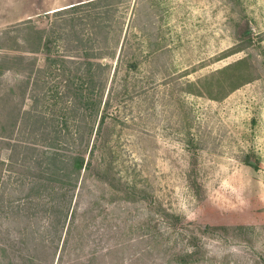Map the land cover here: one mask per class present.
I'll return each mask as SVG.
<instances>
[{"label": "rangeland", "instance_id": "rangeland-1", "mask_svg": "<svg viewBox=\"0 0 264 264\" xmlns=\"http://www.w3.org/2000/svg\"><path fill=\"white\" fill-rule=\"evenodd\" d=\"M98 1L0 0V56L67 60L48 67L46 102L25 107L71 145L107 111L67 199L38 183L35 160L58 140L22 132L41 150L13 170L0 141V264H264V0ZM86 59L101 63L96 86L69 117L65 79ZM10 65L11 81L28 71Z\"/></svg>", "mask_w": 264, "mask_h": 264}, {"label": "trees", "instance_id": "trees-1", "mask_svg": "<svg viewBox=\"0 0 264 264\" xmlns=\"http://www.w3.org/2000/svg\"><path fill=\"white\" fill-rule=\"evenodd\" d=\"M102 0L98 1L101 2ZM82 4V3H81ZM80 5V4H79ZM77 5L71 6L76 7ZM69 7V8H71ZM67 9V8H65ZM65 9H59L55 12L62 11ZM42 31L40 29H35V34L37 40H43ZM49 40L45 42L43 49L46 53H50L51 47H49ZM83 42V39L81 40ZM2 54V53H1ZM0 59V141L6 140L7 148L9 149V163L7 164L8 169L13 170L16 166V163L24 164L29 158V155L33 153L35 150H41L37 147H32L30 145H24L23 143L18 142V136L24 131H28V134L36 135V131H41L44 137L48 140H51L53 137L54 140H58L57 146L54 143L51 145L54 147L52 152H48L49 155L44 157V160H35V163L38 165L37 168L40 167L41 172L43 173L46 169V174L44 175L43 182L38 181L39 185H43L45 187L50 186L56 180L61 183L63 193L62 199H67L69 195V191L71 188H76L80 181V177L83 171L94 169V162L92 156L94 157L93 147L90 148L91 141L96 139V137L100 134V129L106 120L107 111L102 112L99 125L97 129L94 124L85 122V123H77L73 134L76 139V143L70 144V140L67 138L66 133H63L64 127H60L59 124L53 125V129H50V121L48 117L44 116L43 111L36 112L35 108L38 103L42 100L44 103L49 98V94L46 92L47 89V80H46V72L49 69L48 67H52L55 64H59V61H63V63L67 62L66 59L54 58L46 55V60L49 64L47 67H35L33 66V62H26L25 66L21 59L23 56L14 54L10 58L7 54H2ZM14 57V62H11L13 65L19 67H27V72L17 73V77L15 80H9V76L5 75V71H12L15 69L11 68V63H9V59ZM31 59L29 57H26ZM92 61L91 59H86L85 61H80L81 65L79 68H83L82 64L86 66L85 73L83 75L77 76L79 81L78 85L75 84V80L73 76H66V91L64 92L65 96L71 98L73 100V104L70 108L65 110V114L67 116H76L77 112L83 111V115L85 116L88 104L84 103L86 98V94L84 91L86 89L89 90V94L93 93L94 88L96 86V72L98 67H101L100 62ZM14 68V67H13ZM79 70V69H78ZM17 72V70H15ZM14 73V72H13ZM15 74V73H14ZM78 74V73H76ZM30 99L32 101V105L35 108L31 110L26 108L27 100ZM101 101H97V108L94 107L97 112L100 110ZM64 124H67V121H64ZM68 127V125H67ZM25 133V132H24ZM19 134V135H18ZM63 142L65 145H61ZM62 148L68 149L70 151H63ZM73 148V149H72ZM87 150L88 155L87 156ZM91 156V157H90ZM250 164H253L249 162ZM6 165V162L0 157V165ZM112 168L111 162H108L107 168L105 169L109 172ZM48 171V172H47ZM2 175V171H0V178ZM57 176V177H56ZM61 176V177H60ZM34 189V188H33ZM166 217L173 219L176 221L178 215H175L167 210H162Z\"/></svg>", "mask_w": 264, "mask_h": 264}]
</instances>
